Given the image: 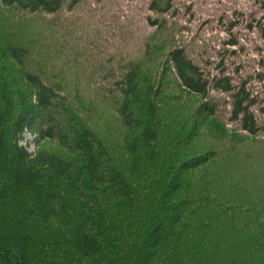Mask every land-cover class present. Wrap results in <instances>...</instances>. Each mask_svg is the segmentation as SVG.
<instances>
[{"label":"trees","instance_id":"1","mask_svg":"<svg viewBox=\"0 0 264 264\" xmlns=\"http://www.w3.org/2000/svg\"><path fill=\"white\" fill-rule=\"evenodd\" d=\"M103 1L0 0V264H264V245L253 247L244 241L243 232L248 230L242 226L244 219L227 232L219 224L213 227L222 213L210 207L195 227L211 229L212 234L202 238L200 231L187 228L181 206L194 205L184 197L166 196L176 187L170 172L180 173L181 179L185 173L177 171L167 152L157 151L164 150L157 142H165L166 147L168 140L160 138L159 129L137 123L139 132L128 133L133 142L126 152L129 164L120 163L118 152L112 154L117 156L114 164L91 123L80 116L74 96L67 95L65 101L48 78L79 82L78 95L89 86L99 91L106 85L123 99L127 92L130 97L135 90L133 70L121 81L106 80V72L112 75L125 68L104 66L101 58L106 57L107 41H115L112 47L138 39L145 43L144 32L138 34L145 28L162 31L157 16H167L174 7L171 21L190 27L179 36L173 31L163 53L166 64L161 67L170 72L169 77L166 74L170 80L159 74L164 95L185 107H190L185 94L195 98L191 111H198L208 129H222L225 137L232 130L246 144L259 137L264 140V0H210L209 16L195 10L202 0H117L119 19L111 12L104 22L94 8L83 19L77 15V7L88 5L85 2L101 9ZM71 10L84 35L77 43L74 39V46L71 32L62 28L58 17ZM36 15L45 28L27 30L33 29L29 23L37 22ZM101 24L106 25L101 29ZM86 37L90 39L85 44ZM23 93L31 103L23 101ZM152 109L153 104L146 106L150 119ZM144 113L145 109L140 114ZM120 115L132 126L125 105ZM25 132L35 145L32 152L20 144ZM44 142H53L69 154L46 148ZM143 154L147 156L140 161ZM203 157L183 156L184 171L206 175L202 166L209 167L211 161ZM250 158L252 168L264 174V152ZM241 161L246 163L245 152ZM157 163L160 194L135 186L123 173L128 169L135 175L138 168L155 169ZM196 193L197 189L185 193L191 200L197 198L194 208L217 200L209 193L207 198ZM263 217H259L263 222H256L261 229ZM192 235L203 240L195 242Z\"/></svg>","mask_w":264,"mask_h":264},{"label":"rangeland","instance_id":"2","mask_svg":"<svg viewBox=\"0 0 264 264\" xmlns=\"http://www.w3.org/2000/svg\"><path fill=\"white\" fill-rule=\"evenodd\" d=\"M116 2L117 0H104L103 7L99 4L101 9H98V5L93 7L91 2L90 4L85 2L89 6L83 4L77 7V15H81L83 19L87 14L93 13L91 9L94 8L98 15H103L105 19L104 22L109 21L107 17L111 12L119 19L120 14L115 12ZM201 2L202 4L195 5V10H199L204 16L211 15L210 0H202ZM175 12V8L173 7L167 16H157V20L161 24L160 30H162L156 31L157 34L153 33L152 30H155L153 28H145L138 34L139 36L144 32V36L141 35V37H145V40H143L145 43H140L141 39H138L136 41L130 40L127 44H123L119 47H112L115 45V41H107L108 50L106 52V57L104 58L102 56L101 58L102 63L105 67L106 64H112L114 67L125 65V68L112 75L109 71L106 72L108 76L106 80L108 83H110L109 80L114 82L121 81L128 70H133L135 90L130 97H127V92L125 94V99H123L117 93L111 92L110 87L106 85L101 86L102 88H100L99 91H97L94 86H89L86 88L85 93L78 95L75 89L79 82L73 83L71 78H57L56 80H53L54 77L51 76L48 78L59 88L60 93L64 94L65 101L68 102L67 95L74 96L73 101L78 103L80 116L85 119L87 124L91 123L89 126L95 131L94 133L101 143L103 142L102 145H105L107 158L114 164H116L114 161L117 159L113 157L117 156L112 155L113 153L118 152L121 164L128 160V146L133 143L130 141L128 133L139 132L140 127L135 126L137 123L150 125L160 130V138L168 140L166 141V147L165 142L160 144L158 141L159 149L162 147L164 150L160 149L157 151L163 155H166L164 152H167L169 154L168 157L171 158V162L174 163L173 165L177 171L182 170L185 173V177H187L181 179V174L172 170L170 172L173 173L174 176L172 178V184H175L176 187L168 189L166 196H172L173 199L184 197L188 205L195 206V204L198 203L196 200L197 198L191 200L185 196V193L188 190L197 189L202 197L207 198L209 193L211 197L217 199L214 205H212L213 203L209 205L202 204L199 207L196 206L198 208L182 205L181 212L186 220L187 228L192 229L194 227L201 232L199 234L202 238L203 234H212L211 229L206 231L205 227L202 229L195 227V225L207 215V211L210 210V207H212L213 210L217 212L220 210L222 213V215L220 214L221 216L217 215V218L214 220L216 223L213 224V227H217L219 224L226 230L228 228H237L238 224L244 219L246 222L242 226L248 229L246 232H243V235H245L243 236L244 241H247L248 244H252L253 247H256L254 244L264 245V228L261 229L258 224H256L257 221L263 222L259 217H263L260 215H264V174L252 168V159L250 158L254 154L259 155L264 152L261 142L264 140L259 137L255 139L258 141L250 142L248 140L246 144L244 143L246 141L243 140V137H238L239 135L232 130L231 133L227 132L228 136L225 137L226 135H223L222 129L220 130L217 126L214 130L208 129L207 123L201 119L202 117L199 115L198 111H191V107L193 108L197 102L195 98L183 94L190 101V103H188L190 107H185L176 104L173 99L168 96V93L164 95L165 91L162 83H160L159 74L162 73L164 79L167 80L170 76V72L161 67L166 64L163 53H165L166 48L169 47L168 41L171 40L173 31L179 36V32L185 31V33H187L186 30L190 27V25L182 23L181 21L172 22V16L175 15ZM58 17L62 24V28H66L71 32V41L74 46V39L77 43L79 37H84V35H81L82 31H78L74 10L67 11V13L61 12L58 14ZM30 18H32V16H30ZM86 18L88 19V16ZM34 19L37 21L36 23H29L34 25L33 29L26 27L27 30L31 31L35 30V28H45V26L42 25L43 23H41V16L36 15ZM101 20L103 22V19ZM10 21L14 23L16 18H12ZM122 22L124 23V21ZM105 25L106 24H101L100 28H104ZM75 33L79 35L74 37ZM120 33L121 32L116 35V38L121 36ZM41 34L43 35L44 33ZM92 36L97 37V34L92 33L91 37ZM184 37L186 38V35ZM89 39L90 37H86L85 44L89 42ZM92 52L96 54L98 50H92ZM89 63L93 64V61ZM127 66L129 67L127 68ZM158 69L159 71L157 72ZM90 70H93L92 72L96 74L95 69L91 68ZM166 74L168 77H166ZM97 77H99V75L93 78ZM168 80H170V78H168ZM77 90L80 91L78 87ZM20 97L24 102L31 103V99L27 93H23ZM152 104L153 119H150V117L148 118L147 116L148 111L146 112V106L151 105L152 107ZM124 105L127 119L132 126L126 125L123 118L121 119L120 109H122ZM172 105H174L175 108ZM170 106L175 110L174 114H172L169 108ZM144 109L145 113L141 115L140 113L143 112ZM136 142L137 140L134 141V143ZM20 144L25 146L28 152H32L35 148V145L31 142V136L26 132L23 134V139L20 141ZM42 145L46 148L56 150L62 155L69 154L67 149L62 147L59 148L53 142H44ZM244 152L246 153L245 164L241 161V156ZM199 154L204 156L203 160L205 162L211 161L209 167L202 166V169L206 171V175H199L195 173L194 170L184 171L187 166L181 164V161L185 159L182 157L186 156V158H192ZM146 156L147 154H143L140 161ZM150 157L152 158V156ZM127 164H129V161H127ZM159 164L160 163H157L156 170L151 167L148 169L138 168L135 175H132L130 170L124 169L123 173L129 176V179L134 182L135 186L144 190H153V194H160L163 188L162 182H160L162 178L158 172ZM204 164L205 163H202V165ZM111 166L117 168V166L112 165V163ZM174 173H176L177 176ZM193 177L196 178L194 180L190 179ZM174 189H177L176 193H173ZM209 190L211 192H209ZM199 194L196 193L197 196ZM254 199L256 200L252 201ZM218 202H220L221 206H219ZM233 204L236 206H233ZM215 205L217 207H214ZM197 239L201 238L192 235L193 241L196 242ZM258 252L255 251V254H258Z\"/></svg>","mask_w":264,"mask_h":264}]
</instances>
